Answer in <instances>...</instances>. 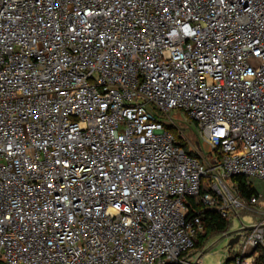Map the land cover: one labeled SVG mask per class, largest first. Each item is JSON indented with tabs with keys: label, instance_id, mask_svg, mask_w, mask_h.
<instances>
[{
	"label": "built area",
	"instance_id": "1",
	"mask_svg": "<svg viewBox=\"0 0 264 264\" xmlns=\"http://www.w3.org/2000/svg\"><path fill=\"white\" fill-rule=\"evenodd\" d=\"M233 175L264 180V0H0V264H200L186 199L231 221Z\"/></svg>",
	"mask_w": 264,
	"mask_h": 264
},
{
	"label": "rangeland",
	"instance_id": "2",
	"mask_svg": "<svg viewBox=\"0 0 264 264\" xmlns=\"http://www.w3.org/2000/svg\"><path fill=\"white\" fill-rule=\"evenodd\" d=\"M170 116L175 119V123L177 124L178 128L188 139V142L184 139H180V143L182 144L183 148L186 150L190 149L196 151L195 147L197 146L198 135L196 133V127L194 123L187 118L185 119V117L178 112H170ZM172 131L176 135L180 134L176 128H173ZM199 147L201 150L199 151L198 155L206 169L201 182L204 188H208L213 180V174L216 173L215 170L211 169L212 163L210 162V157L212 152H210L209 147L201 141L199 142ZM248 179L252 184L255 185L258 192L262 194V198L259 201L250 202L249 205L245 207L237 208V215H235V217L231 219L229 227L225 231L207 234V236L201 241L198 247H193V249L188 252L189 256L195 254L192 260H194L195 257L198 256L200 258V264H225V259L226 257H228L230 251L235 252L239 250L240 245L243 241L242 238L229 250L227 249L225 244L227 239L233 237L240 227L250 225L251 223L255 222L257 217L259 216V208L264 207V180H260L254 177H249ZM222 180L227 181L229 185L233 186L231 178ZM202 231L203 229L200 233H202ZM197 238L198 235L196 234L194 237V241Z\"/></svg>",
	"mask_w": 264,
	"mask_h": 264
},
{
	"label": "trees",
	"instance_id": "3",
	"mask_svg": "<svg viewBox=\"0 0 264 264\" xmlns=\"http://www.w3.org/2000/svg\"><path fill=\"white\" fill-rule=\"evenodd\" d=\"M189 153H193L192 150H187ZM235 189L237 190L238 194L246 200L247 202L256 197L258 190L254 184L244 175H233L230 177ZM201 191H209L208 188H201ZM187 205V216H198L200 219V223L202 226V233H197L198 238L193 241V247H198L201 241L207 236V234L214 233V232H223L229 227L230 221L224 219L218 211L205 207L200 202L196 201L194 197H188L186 199ZM230 257H226L225 261L228 262ZM225 262V263H226ZM169 264H182L179 262L176 263H169ZM260 264H264V261L261 259Z\"/></svg>",
	"mask_w": 264,
	"mask_h": 264
},
{
	"label": "water",
	"instance_id": "4",
	"mask_svg": "<svg viewBox=\"0 0 264 264\" xmlns=\"http://www.w3.org/2000/svg\"><path fill=\"white\" fill-rule=\"evenodd\" d=\"M251 226H253V225H245V226L240 227V228L237 230L236 234H235L233 237H230L229 239H227V241H226V243H225L227 249H228V250L231 249V248L233 247V245H234L235 243H237V241H238V239H239V236H240V234H241V231L246 230V229L250 228Z\"/></svg>",
	"mask_w": 264,
	"mask_h": 264
},
{
	"label": "crops",
	"instance_id": "5",
	"mask_svg": "<svg viewBox=\"0 0 264 264\" xmlns=\"http://www.w3.org/2000/svg\"><path fill=\"white\" fill-rule=\"evenodd\" d=\"M193 256H191V258H192Z\"/></svg>",
	"mask_w": 264,
	"mask_h": 264
}]
</instances>
